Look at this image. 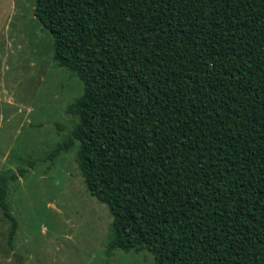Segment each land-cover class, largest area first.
<instances>
[{"label":"trees","instance_id":"16d2710c","mask_svg":"<svg viewBox=\"0 0 264 264\" xmlns=\"http://www.w3.org/2000/svg\"><path fill=\"white\" fill-rule=\"evenodd\" d=\"M33 16L83 87L44 159L77 145L106 254L264 264V0H34Z\"/></svg>","mask_w":264,"mask_h":264},{"label":"rangeland","instance_id":"374dc122","mask_svg":"<svg viewBox=\"0 0 264 264\" xmlns=\"http://www.w3.org/2000/svg\"><path fill=\"white\" fill-rule=\"evenodd\" d=\"M34 0H0V176L16 227L0 209V264H154L147 251L106 254L111 216L90 196L77 145L45 160L71 131L66 106L82 84L52 59V37Z\"/></svg>","mask_w":264,"mask_h":264}]
</instances>
